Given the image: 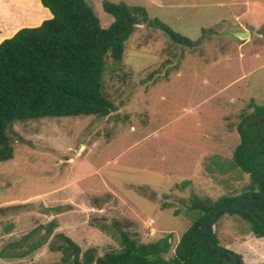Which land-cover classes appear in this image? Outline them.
Segmentation results:
<instances>
[{"label":"rangeland","instance_id":"1","mask_svg":"<svg viewBox=\"0 0 264 264\" xmlns=\"http://www.w3.org/2000/svg\"><path fill=\"white\" fill-rule=\"evenodd\" d=\"M10 1L0 0V9ZM87 1L104 28L114 17L103 2H125L144 7L149 18H158L197 45L177 43L149 22L136 24L122 59L110 53L106 57L104 94L114 104L108 116L14 122L9 132L13 157L0 161V227L12 229L18 216V221H34L32 226L43 224L53 239L62 222H44L41 212L63 210L56 197L75 198L78 187L88 202L114 192L128 202L126 210L110 211L102 221L96 217L97 223L93 215L92 227L84 223L79 233L71 222L61 228H68L66 234L75 242L85 239L83 248L97 247L101 255L120 250L118 227L142 242L173 232L169 257L192 222L184 211L196 196L215 201L240 194L248 183L249 175L231 158L244 114L264 106V0ZM243 32L247 34L239 36ZM164 202L171 206L163 208ZM16 203L19 208L9 207ZM26 213L33 214L30 220ZM95 224H100L98 232L81 231L95 232ZM213 229L219 245L243 254L247 264L250 223L225 211ZM253 243L256 256L264 255V244ZM61 258V252L48 249L41 264Z\"/></svg>","mask_w":264,"mask_h":264},{"label":"trees","instance_id":"2","mask_svg":"<svg viewBox=\"0 0 264 264\" xmlns=\"http://www.w3.org/2000/svg\"><path fill=\"white\" fill-rule=\"evenodd\" d=\"M41 2L51 11L52 17L38 26L22 27L0 42V161L13 157L14 148L9 132L16 121L78 114L108 116L114 110L113 102L104 94L102 82L106 57L110 53L115 60L122 59L125 42L136 24L149 22L177 43L189 47L197 45L194 40L158 18H149L142 6L104 1V10L114 17L111 26L104 28L87 0ZM263 116L264 106H256L253 112L244 114L237 126L240 142L231 161L249 175L244 190L215 201L197 196L191 199L184 212L190 215L192 222L176 244L172 256L166 257L172 247L173 232L156 241L142 242L129 231L118 227L120 250L102 255L97 252V247L85 249L64 232H58L50 240L48 249L61 252L62 258L61 262L52 264H232L235 257L237 264H245L242 254L232 251L233 256L228 259L226 253L206 242L201 234V225L208 219V236L219 244L213 229L218 217H209L223 204L220 210L227 207V213H238L250 223L249 235L264 237V216L260 211L233 207L234 200L251 194L252 199L244 198L237 204L248 206L263 200L260 196H264V173H261L264 164L253 166L264 160V145L255 130V120ZM251 118L253 120L250 122ZM182 183L186 185L188 180ZM154 195L155 192L152 197ZM170 204L164 202L162 207H170ZM18 206L20 204L9 207ZM174 213L179 214L181 210L175 209ZM42 230L43 224L33 228L26 237ZM38 236L41 244L50 237L47 232ZM254 264H264V261Z\"/></svg>","mask_w":264,"mask_h":264},{"label":"crops","instance_id":"3","mask_svg":"<svg viewBox=\"0 0 264 264\" xmlns=\"http://www.w3.org/2000/svg\"><path fill=\"white\" fill-rule=\"evenodd\" d=\"M52 16L51 11L42 4L41 0H11L7 9H0V42L14 35L22 27L38 26L43 20ZM83 193V189L78 187V192H76V195H73L75 198H70L72 195L69 194L65 196L61 195L58 198L56 197L55 200L59 204L58 206L64 207L63 210L57 213H51L47 210L42 211L41 214L44 216L43 221L46 222L47 220L58 218L62 224L71 222L76 225V231L79 233L84 223H86L87 227H92L90 220L94 218L93 215H95L94 222L97 223L96 217L102 221L103 217L108 216L110 211L116 210L121 212L128 207V202L118 193L109 192L110 196H107L106 199L98 200L95 198L89 202L87 201V197H83ZM75 199L84 200L85 203L79 204ZM21 206L26 207L25 204ZM25 215L30 217L28 220L33 216L32 213H26ZM17 218L15 224H12L14 228L5 230V227H0V264H41L44 251H48V247L45 249L43 247L48 245V241L52 239L51 236L47 238L44 244L38 242V235H43L45 230H42L43 232H36L32 237H26L37 226H32V224H35L34 221L23 222L18 221ZM62 224H58L56 230L58 232H64L65 234L68 233L70 230H67L68 228H61ZM99 225L95 224L93 228L95 229ZM81 231L84 234L85 232H98L96 229L95 232L89 229H83ZM100 232L103 233V230ZM98 238L102 240V236ZM76 239L78 240V237ZM254 241H261L264 244V240L258 239L251 234L248 235L247 244L250 248V253L244 251L247 257L245 258L247 264H253V260L258 255V253L255 254L254 248L252 247L255 244L253 243ZM79 242L77 241L82 247H86L84 244L85 239L82 240L83 244ZM257 246L258 248H262L259 245ZM259 255L260 257H257V261H264V255L260 253ZM29 257L31 259L28 261Z\"/></svg>","mask_w":264,"mask_h":264},{"label":"water","instance_id":"4","mask_svg":"<svg viewBox=\"0 0 264 264\" xmlns=\"http://www.w3.org/2000/svg\"><path fill=\"white\" fill-rule=\"evenodd\" d=\"M246 34H247V32L239 33V36L242 37V36H244V35H246ZM263 163H264V160L260 161V162L257 163V164H263ZM258 195H260V194H258ZM252 197H253V194H251L250 196H247V197L239 198L238 200H234V201H233V202H234L233 207L246 208V206H244V205H238L237 203H238L239 201H241L242 199H244V198H246L247 200H250V199H252ZM221 207H223V204L220 205L218 208H216V209L210 214V217H209V218H211V217H213V216H214V218H217L222 212L228 211V208H227V207H226V208H223L222 210H220ZM218 210H220V211H218ZM254 216H255L257 219H259V217H258L257 215L254 214ZM208 229H209V224H208V219H206V220L202 223V225H201V234H202L203 238L205 239L206 242H209V243H210L212 246H214L216 249L222 251L223 253H226V254H227V258H228V259H231L232 256H233L232 251L227 250V249L223 248L222 246H220L218 243L214 242V241L208 236ZM232 264H237V259H236V257H235L234 261L232 262Z\"/></svg>","mask_w":264,"mask_h":264},{"label":"flooded vegetation","instance_id":"5","mask_svg":"<svg viewBox=\"0 0 264 264\" xmlns=\"http://www.w3.org/2000/svg\"><path fill=\"white\" fill-rule=\"evenodd\" d=\"M251 120H253V119L251 118ZM255 121H257L255 123L256 134L258 136L259 141L264 145V116L258 118ZM262 148H264V146H262ZM257 163H259V162H257ZM257 163L253 166L258 167V166H261L264 164V163L263 164H257ZM261 173H264V170H262ZM256 194H260V193H256ZM260 197L263 198V200H259L257 202L252 203V204H248V206L247 205H244V206H246V208H250V209L255 208L256 210L260 211V213L264 216V196H260ZM259 218L261 219V217H259Z\"/></svg>","mask_w":264,"mask_h":264},{"label":"bare ground","instance_id":"6","mask_svg":"<svg viewBox=\"0 0 264 264\" xmlns=\"http://www.w3.org/2000/svg\"><path fill=\"white\" fill-rule=\"evenodd\" d=\"M10 1V0H9ZM9 6V5H8Z\"/></svg>","mask_w":264,"mask_h":264},{"label":"clouds","instance_id":"7","mask_svg":"<svg viewBox=\"0 0 264 264\" xmlns=\"http://www.w3.org/2000/svg\"><path fill=\"white\" fill-rule=\"evenodd\" d=\"M260 195H262V194H260Z\"/></svg>","mask_w":264,"mask_h":264}]
</instances>
